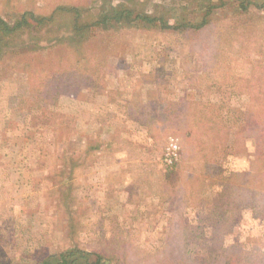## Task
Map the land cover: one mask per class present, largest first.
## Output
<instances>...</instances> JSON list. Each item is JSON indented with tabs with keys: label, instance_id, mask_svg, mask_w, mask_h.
Returning a JSON list of instances; mask_svg holds the SVG:
<instances>
[{
	"label": "rangeland",
	"instance_id": "obj_1",
	"mask_svg": "<svg viewBox=\"0 0 264 264\" xmlns=\"http://www.w3.org/2000/svg\"><path fill=\"white\" fill-rule=\"evenodd\" d=\"M0 19V264H264V0Z\"/></svg>",
	"mask_w": 264,
	"mask_h": 264
},
{
	"label": "trees",
	"instance_id": "obj_2",
	"mask_svg": "<svg viewBox=\"0 0 264 264\" xmlns=\"http://www.w3.org/2000/svg\"><path fill=\"white\" fill-rule=\"evenodd\" d=\"M133 14V10L129 9V8H125L123 9L122 11H120V13H116V15L114 16V18L116 20H120V19H142L148 23H154L156 22L157 20H159L158 18H155V17H152V16H148V15H139V14H135V16H132ZM107 16H104V18H106ZM105 21V20H103ZM162 25H164L163 22H161ZM203 24V22H202ZM16 26H10L9 24H7L5 21L1 20L0 19V33H3V34H6V33H9L11 32ZM171 27V26H169ZM79 253L78 255L79 256H85L84 258L87 257V255L83 252H78V250H70V251H67V252H61L58 257H52L48 260H44L41 262V264H73L72 261L69 262L68 258L74 254H77ZM88 264H100L99 263V258H97L96 260H94L93 262H88Z\"/></svg>",
	"mask_w": 264,
	"mask_h": 264
}]
</instances>
